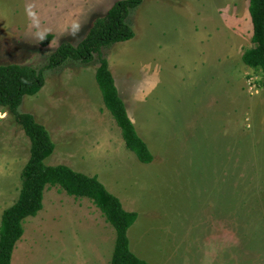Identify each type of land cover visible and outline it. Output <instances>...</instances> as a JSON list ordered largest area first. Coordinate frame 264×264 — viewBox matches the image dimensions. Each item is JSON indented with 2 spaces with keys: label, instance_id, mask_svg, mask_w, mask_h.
<instances>
[{
  "label": "rangeland",
  "instance_id": "1",
  "mask_svg": "<svg viewBox=\"0 0 264 264\" xmlns=\"http://www.w3.org/2000/svg\"><path fill=\"white\" fill-rule=\"evenodd\" d=\"M118 1L0 0V66L44 70L45 86L19 112L49 131L56 148L45 163L97 177L138 214L136 224L177 222L176 264H264L263 78L242 59L253 47L249 1L143 0L127 20L135 37L103 49L151 164L126 148L96 81L97 59L45 69L61 44L78 46ZM30 150L0 107V226ZM24 229L12 264L111 262L116 231L88 198L49 187ZM145 246L133 240L138 254ZM154 249L142 250L151 261Z\"/></svg>",
  "mask_w": 264,
  "mask_h": 264
},
{
  "label": "trees",
  "instance_id": "2",
  "mask_svg": "<svg viewBox=\"0 0 264 264\" xmlns=\"http://www.w3.org/2000/svg\"><path fill=\"white\" fill-rule=\"evenodd\" d=\"M248 1L253 25V47L244 53L242 59L248 68L260 71L264 88V0ZM142 3L143 0L116 2L104 18L96 20L88 36L78 46L61 44L45 69H59L68 61L90 64L97 59L96 81L106 109L122 132L126 148L136 155L139 162L151 164L154 157L137 133L119 94L109 63L103 55L104 48L135 37L127 20L131 10ZM53 38V35H47L41 45L47 47ZM44 86V70L38 71L30 66L15 64L0 66V107L11 112L31 141L30 160L22 174L18 200L2 215L0 264H12L16 245L25 233L24 223L42 211L44 195L49 187H59L61 191L76 198H88L101 211L116 231L111 264H149L130 249L128 231L138 219L136 212L126 211L119 198L111 194L97 177H89L65 165L48 166L45 163L56 148L49 131L33 115L19 112L24 98L37 95Z\"/></svg>",
  "mask_w": 264,
  "mask_h": 264
},
{
  "label": "crops",
  "instance_id": "3",
  "mask_svg": "<svg viewBox=\"0 0 264 264\" xmlns=\"http://www.w3.org/2000/svg\"><path fill=\"white\" fill-rule=\"evenodd\" d=\"M136 222L129 229L130 231L134 227L131 230L130 234L128 231V234L130 235V239H129L130 249L133 252V254H135L141 260L148 262L149 264H162L160 262L166 259V256L168 255L169 263L167 261V264H176L173 258L172 252H174L175 248H178V244L175 245L173 242L174 234L180 231V227H178L177 222L175 221H168V222L154 221L153 222L152 220L151 221L140 220L138 221L137 224ZM159 236L163 237V239L165 240V243L163 242L161 246H159V243L161 242V240L157 239ZM133 240L135 241L137 240V242L142 244L143 246H145L144 244L148 245L151 243L153 249L157 247V244H158V248L154 249V251L157 253L156 257H154L153 260L151 261L146 257L145 253L142 251V250L147 251L148 249L150 253V249L152 248V247L150 248V246H148V248L146 246L140 248V252L138 254L133 248ZM111 261H112V258H111Z\"/></svg>",
  "mask_w": 264,
  "mask_h": 264
}]
</instances>
